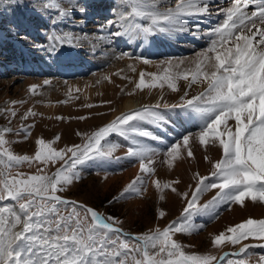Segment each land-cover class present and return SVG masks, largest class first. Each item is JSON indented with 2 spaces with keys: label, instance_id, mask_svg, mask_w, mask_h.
<instances>
[{
  "label": "snow or ice",
  "instance_id": "snow-or-ice-1",
  "mask_svg": "<svg viewBox=\"0 0 264 264\" xmlns=\"http://www.w3.org/2000/svg\"><path fill=\"white\" fill-rule=\"evenodd\" d=\"M42 5L55 13L53 24L87 11L79 0H71L67 7L61 0H42ZM220 14L222 20L203 27ZM101 32H107L102 38L109 43L117 38L147 42L158 35L166 39L205 36L208 46L196 52L194 59L160 61L162 72L148 73L150 81L140 73L135 88L141 91L167 86L180 92V82H186L179 103L143 105L121 113L90 134L77 133L83 136L82 144L57 148L54 144L60 141L59 135L54 140L41 137L35 141L34 155H19L6 139L13 130L0 128V264H264V254L254 260L257 254L252 251L264 248V243H242L249 238L264 242V219L250 217L214 235L213 249L241 245L238 251L222 255L189 252L186 248L191 246L174 238L178 233H198L205 225L196 223V218L218 219L221 206L230 210L233 204L244 207L246 201L264 204V0H232L227 7L215 0H122L117 18L101 26ZM46 39L49 47L44 50L51 54L75 47L80 37L72 31H53ZM125 57L133 59L128 52L115 58ZM134 58L145 65L153 63L142 56ZM194 86L202 90L189 97ZM38 87L31 85L29 91L35 94ZM17 103L21 102L12 101ZM162 107L168 112L179 110L177 117L194 123L198 131L185 132L168 143L149 128L163 129L172 122L160 111ZM4 111L11 118L17 116L14 107ZM36 115L29 109L21 119ZM32 127L22 126L25 139L31 136ZM113 136L126 142L123 157L114 155L125 145L110 139ZM149 141L166 147L161 150ZM194 146L205 152L218 148L221 158L212 161L205 156L211 164L209 174L194 173L195 186L189 184L183 192L177 187L179 178L151 180L160 200L170 191L185 202L181 215L163 229L132 235L120 227L123 221L63 195L81 179V167L88 162L125 159L139 163L140 173L120 198L143 196L148 190L146 177L150 179L156 172V156L162 153V162L173 169L177 161L195 159ZM34 165L35 173L20 170ZM49 168L55 171L49 173ZM212 190L217 191L201 203ZM165 215L163 210L159 212V218Z\"/></svg>",
  "mask_w": 264,
  "mask_h": 264
},
{
  "label": "rangeland",
  "instance_id": "rangeland-1",
  "mask_svg": "<svg viewBox=\"0 0 264 264\" xmlns=\"http://www.w3.org/2000/svg\"><path fill=\"white\" fill-rule=\"evenodd\" d=\"M61 2L63 6L67 7L71 0H61ZM79 2L86 7L85 14L77 13L71 20L53 24L55 13L45 10L42 0H0V128L10 127L13 130L6 134V139L11 142L10 147L15 154L34 155L37 148L35 141L41 137L45 140H54L59 135L60 141L54 144V147L57 148L82 144L83 136L77 135V133L90 134L99 126L110 122L112 115L118 111L128 96H141L146 101H151L153 94H159V97H164V103H179L180 97L186 90V82H180V88L182 87L180 92H172L167 86L163 89L146 88L141 91L135 88L140 73L144 72L146 81H150L151 77L147 75L148 73L160 74L162 72L160 61L170 59L169 57L184 58L191 56L195 58L196 52L208 46V38L203 36L200 38L201 43L196 46H194L193 41H178V48H181L180 45L183 44L188 45V49L184 53H180V50H174V53L171 52L172 54L169 53L165 57H155L152 53L149 55L144 52L136 55L134 52H129L130 48L115 46L114 43H109L108 40L102 38L107 36V32H101V26H105L109 20L117 18V13L121 10L122 0H109L105 7L103 5L106 2L91 5V7L101 6L107 10V14L98 17L97 13L92 12L90 5L85 4V0H79ZM214 18L211 23L216 24L220 21V19L216 20L217 16ZM211 23H206L203 27L214 26ZM53 31H72L80 37L75 47L79 49L81 60H89L90 63L94 64L92 72L73 77H62L61 75L60 77L55 74L40 76L36 72L29 74L23 72L27 61L39 63L49 62V59L50 61L53 59L52 55L56 52L49 54L44 50L49 47L46 38ZM158 37L151 39L159 40ZM163 44H167V41ZM75 47L63 49L73 51L76 49ZM24 52L29 53L26 54L27 57ZM121 52L130 53L133 59L128 57L116 59L115 57ZM138 56L145 57L153 63L145 65L142 61L134 58ZM129 65L135 68V71ZM104 77L110 79H104ZM46 80L50 81L47 85L44 83ZM40 81L43 83H39ZM71 83L76 87L71 89ZM31 85L39 86L35 94L29 91ZM201 90L198 86H194L189 90V97ZM130 92H134V94L129 95ZM12 101L21 103L13 105ZM108 101L111 103H106ZM87 104H92L93 107L88 108L85 106ZM146 105L155 104L147 103ZM13 107L17 112L15 118H11L10 114L4 111ZM29 109L37 115L22 120L21 117ZM160 111L165 113L166 118L171 117L172 122L163 129L157 128V130L152 131H155L157 135H163L168 143L179 139L185 132L198 131V127L194 123L186 122L177 117L179 110L168 112L162 107ZM98 113L103 115H97ZM57 117H62V119H57ZM78 117L87 118L81 120ZM29 125H34V127L31 128V136L25 139V134L21 129L22 126ZM17 133L19 134L17 135ZM112 138L110 137V139ZM154 147L163 150L166 145L156 142ZM193 149L195 158L197 153L202 154V162L199 161L198 163L191 158L183 159L177 161L173 169H169L162 162L164 159L162 153L156 156V172L150 179L146 177L148 190L143 196L130 195L127 198H120L123 189L140 173L139 163L125 159L119 160L118 167H115L114 164H107V167L114 169L109 172L99 171L96 162H88L81 167V179L75 182L63 195L68 199L86 204L105 215H111L123 221L120 227L132 235L144 234L156 227L163 229L181 215L185 202L170 191L165 192V200H160L159 193L153 187L151 180L168 181L179 178L181 181L177 186L179 191H186L189 184L195 186V182L192 180L194 173L209 174L211 164L206 162L204 157L208 156L212 161H215L220 159L222 155L218 148H212L209 152H205L202 148ZM125 153L126 149L121 147L114 155L123 157ZM20 170L35 173L36 166L34 165L32 168L24 166ZM52 171H55V168L48 169L49 173ZM162 173L166 175L165 178L158 177ZM215 191L217 190L206 193L200 202L204 203L211 199ZM161 210L166 213L164 218H159ZM218 211V219L213 220L208 216L196 218V223L205 225L198 233L192 235L178 233L174 238L183 245L191 246L186 248L189 252L205 253L211 251L213 254L222 255L225 251H238L241 245L233 247L226 244L222 249H213L211 238L214 235L223 231L227 226L235 225L250 217L264 219V204L251 201H246L244 207L233 204L230 210L224 205ZM242 243L258 245L264 242L249 238ZM252 251L257 254L253 258L254 260L258 259L260 254H264V248L255 247Z\"/></svg>",
  "mask_w": 264,
  "mask_h": 264
},
{
  "label": "bare ground",
  "instance_id": "bare-ground-1",
  "mask_svg": "<svg viewBox=\"0 0 264 264\" xmlns=\"http://www.w3.org/2000/svg\"><path fill=\"white\" fill-rule=\"evenodd\" d=\"M108 1L109 0H85V4H87V6L90 5V7H91V5H93L94 3L98 4V3L102 2V4H103V2H106V4L103 5V7H105L107 5ZM215 2L217 4H219L220 6L227 7V6L230 5L232 0L231 1H229V0H215ZM103 7H101V6L100 7L99 6L91 7L92 8V12L97 13L98 14L97 17L99 15H105V14H107V12H106L107 10L104 9ZM113 12H115V11H113ZM217 17L218 18L216 20H218V19L222 20L223 19V14H220ZM44 20H45V18H44ZM95 22H97V21L95 20ZM211 24H213V23H211ZM213 25H215V24H213ZM158 36H159L158 37L159 40L150 39L149 41L143 42V43H140L139 42L140 40H132V41L128 42L127 38H117L115 40V42H113V43L115 44V46H122V47L130 48L129 52H131V53L134 52V54H136V55H140L141 52H144L145 54H149V55H151L150 53H152V55L155 56V57L156 56L157 57H165L171 52L174 53V50H180L179 51L180 53L181 52L184 53V52L187 51L188 45L183 44V45H180L181 48H178L179 47L178 46V41H183V42H186L188 40L189 41H193L195 43L194 46H196L197 44L201 43V39L200 38L203 37V36H201V37L193 38L191 36H181L180 38L166 39L162 35H158ZM165 41H167V44H163V42H165ZM138 42H139V44H138ZM174 46H176V47H174ZM75 48L76 49L73 50V51H67V50H64L63 48L59 49L55 54L52 55L53 59L51 61L49 59V62L35 63V62L31 61V63H30V62L27 61V64L25 65L24 70H23V68H22V70H23L24 73H28V74L36 72L40 76L41 75L47 76V75L55 74V75H58V76L61 75L62 77H73V76H77V75L79 76V75L88 74V73L92 72L93 69H94V67H93L94 64L90 63L91 61H89V60H85V59L81 60L82 58L80 57L79 49L77 47H75ZM149 51H151V52H149ZM24 54L27 57V55L29 53L28 52H26V53L24 52ZM142 55H143V53H142ZM169 58H172V57H169ZM184 58L194 59L191 56L184 57ZM39 83L42 84L43 82L40 81ZM70 86H71V89L76 87V86L73 85V83H71ZM158 95L157 94H153L151 96V101H146L145 98H143L141 96H138V97H132V96L130 97V96H128L125 99V101L122 103V105L119 107L118 111H116L112 115L111 120L115 119V117L120 115L121 113L133 111L135 109H138V108L142 107L143 105H146L147 103H151V104L161 103V104H163L164 102L160 100V97H159L160 95L159 96ZM172 102H174V101H172ZM194 148L197 149V150L201 149L199 146H194ZM213 151H215V149H213ZM207 152H209V151H207ZM195 160L198 163H199V161L202 162V160H203L202 154L201 153H197ZM164 176H166V175H164V173L158 175L159 178H165Z\"/></svg>",
  "mask_w": 264,
  "mask_h": 264
},
{
  "label": "crops",
  "instance_id": "crops-1",
  "mask_svg": "<svg viewBox=\"0 0 264 264\" xmlns=\"http://www.w3.org/2000/svg\"><path fill=\"white\" fill-rule=\"evenodd\" d=\"M150 130H157V128H154V127H151L149 126ZM113 141H118L122 144H124L125 146L122 147V149H126V142H124L122 140V138L118 137V136H113L112 138ZM153 146L155 145V141H149ZM121 160V159H120ZM96 162V167L98 168L99 171H102V172H109L111 170H114V169H111L109 167H107V164H114L115 167H118V164H119V160H116V159H112V160H109V161H95Z\"/></svg>",
  "mask_w": 264,
  "mask_h": 264
}]
</instances>
